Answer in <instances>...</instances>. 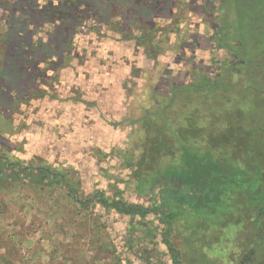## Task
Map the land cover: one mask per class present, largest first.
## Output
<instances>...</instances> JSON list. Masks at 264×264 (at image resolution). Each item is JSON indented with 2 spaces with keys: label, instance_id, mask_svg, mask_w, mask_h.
<instances>
[{
  "label": "rangeland",
  "instance_id": "1",
  "mask_svg": "<svg viewBox=\"0 0 264 264\" xmlns=\"http://www.w3.org/2000/svg\"><path fill=\"white\" fill-rule=\"evenodd\" d=\"M94 1L99 14L106 16L112 0ZM113 1L111 18L94 19L90 33L76 34L67 45L62 67L47 70L48 82L36 89L46 95L0 110V149L8 151L10 163L46 166L76 190L78 201L92 199L83 207L58 185L39 187L25 177L7 178L0 186V264H119L116 259L121 264H171L163 244L165 225L157 215L141 221L101 207L96 197L157 207V190L139 192L127 166L142 140L129 121L141 118L155 104L164 106L170 85L190 82L198 68L211 78L222 74L236 82L240 67L231 52L207 45L213 32L208 19L216 10L204 17L197 3L189 13L182 5L189 0H171L180 5L177 27L164 15L153 22L175 28L177 35L148 32L139 39L140 23L134 24V17L121 19L123 0ZM10 4L0 0V39ZM200 32L202 38L192 39L197 45L194 56L182 51L180 55L178 36ZM123 34L136 39H122ZM227 225H213L208 232L195 226L197 264H228L236 234ZM174 226L168 240L184 264L195 263V252L185 244L192 234Z\"/></svg>",
  "mask_w": 264,
  "mask_h": 264
},
{
  "label": "trees",
  "instance_id": "2",
  "mask_svg": "<svg viewBox=\"0 0 264 264\" xmlns=\"http://www.w3.org/2000/svg\"><path fill=\"white\" fill-rule=\"evenodd\" d=\"M9 1L0 39L1 111L5 105L46 95L36 89L48 82L47 70L61 68L67 45L75 35L90 33L94 19H110V9L115 7L112 0L105 16L99 14L94 0H46L45 5L40 4L42 0ZM210 1L215 3L211 7L200 0L182 5L190 13L197 3L204 17L216 10L208 19L213 32L207 45L232 53L240 67L239 80L231 81L222 74L211 78L198 68L190 82L170 85L164 106L155 104L145 109L141 118L129 121L142 140L139 153L127 166L132 168L139 192L157 190V207L103 195L95 201L141 221L157 215L165 225L163 244L171 264H184L167 238L175 224L181 233L192 234L185 238V244L190 243L188 250L195 252L193 264H197L195 226L208 232L213 225L224 228L229 223L236 234L229 255L231 264H264V0ZM122 3L121 19L136 18L139 39L148 32L177 35L175 28L159 27L153 20L164 15L177 27L174 22L180 5L176 7L171 0ZM178 37L177 52L193 55L197 45L192 39L202 38V33ZM121 38L136 39L132 34ZM7 153L0 149V186L7 178L15 181L25 177L31 185L65 188L83 207L92 201H78L76 190L60 173L43 165L22 168L18 161L10 163ZM6 170L10 174H4ZM198 222L202 227L196 225ZM116 261L121 264L120 259Z\"/></svg>",
  "mask_w": 264,
  "mask_h": 264
},
{
  "label": "flooded vegetation",
  "instance_id": "3",
  "mask_svg": "<svg viewBox=\"0 0 264 264\" xmlns=\"http://www.w3.org/2000/svg\"><path fill=\"white\" fill-rule=\"evenodd\" d=\"M231 253H232V251L228 253V264H231V262H230V260H229V255H230ZM258 264H260V263H258Z\"/></svg>",
  "mask_w": 264,
  "mask_h": 264
}]
</instances>
